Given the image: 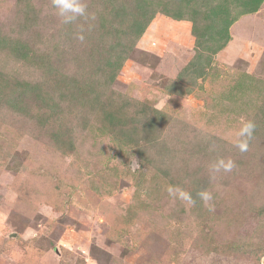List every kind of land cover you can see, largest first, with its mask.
<instances>
[{"label":"rangeland","instance_id":"obj_1","mask_svg":"<svg viewBox=\"0 0 264 264\" xmlns=\"http://www.w3.org/2000/svg\"><path fill=\"white\" fill-rule=\"evenodd\" d=\"M157 10L133 39L62 25L50 0H0V264H264V48L232 33L195 78L191 22ZM26 84L41 103L19 111ZM217 157L237 167L213 173Z\"/></svg>","mask_w":264,"mask_h":264},{"label":"trees","instance_id":"obj_2","mask_svg":"<svg viewBox=\"0 0 264 264\" xmlns=\"http://www.w3.org/2000/svg\"><path fill=\"white\" fill-rule=\"evenodd\" d=\"M151 1L93 0L91 4H88L89 15L85 19L90 23L91 31L99 32L98 36L99 34H114V31L120 29L117 31L133 39L142 35L150 19L158 11L157 9L175 19L188 20L191 22V33L195 39L194 56L182 71L193 74L195 78H201L206 74L211 58L225 45L232 33L264 48V20L254 16L264 0H201L203 5L198 0H193L195 9L190 18L182 17V13L179 14L178 11L169 9L170 12H167L163 8H155ZM197 17L202 18L203 23H207L200 27ZM28 23L33 25L29 21ZM120 25H123L122 28ZM25 46L23 45L24 52L21 56L25 58L24 60H28L29 48ZM169 60L174 62L173 56H164L161 59V67L167 65L170 68ZM245 78L247 76L241 77L240 80ZM16 93L17 101L14 105H17L16 108L19 111L24 108V96L31 101L38 102L37 105L41 103V99L37 98L30 84L20 85Z\"/></svg>","mask_w":264,"mask_h":264},{"label":"clouds","instance_id":"obj_3","mask_svg":"<svg viewBox=\"0 0 264 264\" xmlns=\"http://www.w3.org/2000/svg\"><path fill=\"white\" fill-rule=\"evenodd\" d=\"M51 7L54 10V14L58 17L62 25H71L81 18H87L88 5L85 0H50ZM77 38L80 41L85 39L84 35L78 34ZM256 129V124L253 120H243L240 127L234 133L232 143L240 152H247L249 148V142L253 138V134ZM237 167L236 162L229 158L217 157L210 164V171L213 173L218 172H232ZM168 195L173 199H180L188 205H194L195 199L191 193L186 192L178 185H170L167 188ZM200 200L204 202L205 207L208 210L214 211L213 195L209 191H200L196 194Z\"/></svg>","mask_w":264,"mask_h":264},{"label":"crops","instance_id":"obj_4","mask_svg":"<svg viewBox=\"0 0 264 264\" xmlns=\"http://www.w3.org/2000/svg\"><path fill=\"white\" fill-rule=\"evenodd\" d=\"M237 36V35H236Z\"/></svg>","mask_w":264,"mask_h":264}]
</instances>
